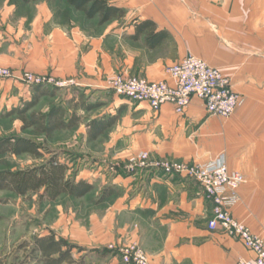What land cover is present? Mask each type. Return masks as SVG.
I'll return each instance as SVG.
<instances>
[{"label":"crops","instance_id":"crops-1","mask_svg":"<svg viewBox=\"0 0 264 264\" xmlns=\"http://www.w3.org/2000/svg\"><path fill=\"white\" fill-rule=\"evenodd\" d=\"M111 1L126 13L106 22L96 36L64 24L46 3L35 7L31 19L4 0L0 7V64L74 79L72 94L61 103L65 107L81 95L101 103L90 111L81 105L77 109L87 117L76 130L84 129L86 140L100 145V153L92 156L99 159L94 172L85 166L79 178L91 183L100 179L114 189L112 204L93 224L83 226L82 242L53 228L38 233L25 242L29 261L45 264L32 259L30 245L52 231L58 239L83 246L72 254L75 260L84 256L86 264H128L109 250L110 243L141 245L150 264H234L241 257L253 258L241 239L207 227L213 203L197 179L165 173L156 163H205L226 154L228 167L246 176L232 211L264 237V0ZM13 32L26 38L21 49ZM189 53L230 78L242 95L234 114H210L197 97L184 115L170 103L155 112L147 102L117 95L107 85L106 78L119 73L169 79L167 67ZM7 86L16 89L14 99L32 97L23 83L0 78V88ZM99 108L103 110L86 115ZM113 116L119 117L117 122L90 140L87 124ZM141 151L149 152L147 165L127 162Z\"/></svg>","mask_w":264,"mask_h":264},{"label":"rangeland","instance_id":"rangeland-1","mask_svg":"<svg viewBox=\"0 0 264 264\" xmlns=\"http://www.w3.org/2000/svg\"><path fill=\"white\" fill-rule=\"evenodd\" d=\"M4 1L14 5V8H17L19 14H25L29 19L34 16L36 6H39L40 3H46L64 24L71 25L72 27L77 25L87 32L88 35L90 33L96 36L108 25L107 23L99 25L97 18L92 20L90 18L87 19L84 13L73 9L66 0H38L30 1V3H26L23 0ZM2 3H4L3 0H0V7ZM12 35L15 44H20L21 49V43L26 38L20 35L17 36V33L14 32ZM2 50L3 44H0V51ZM7 53V55L14 57L13 53ZM0 65V67H7L17 74H21L24 71L37 73L33 70L26 69L25 66L15 67L8 62ZM47 74L52 76L51 73ZM7 79L19 81L13 78ZM47 85L49 87H55L51 83ZM15 91L16 89H8V86L6 88H0V137L20 135L31 137L43 146V156L39 158L29 154H20V156H17L8 153L1 155L0 171L34 169L37 166L49 163L52 157H55L63 163H68L70 167L68 173L76 179L81 176L80 172L84 171L85 166H88L87 169L90 172H94L95 163L99 159L92 156L100 153L97 149L100 146L99 143L86 140L85 131L81 128L78 130H59L49 137L31 128L23 129V120L17 114L12 113V110L19 107V105H23L28 100L23 96L14 99L12 95ZM72 92L73 86L57 87L54 96L47 95L42 97L39 101L40 103L33 110L48 113L53 107L66 101ZM109 94V92H105V95ZM105 95H101L100 98H104ZM102 110L103 108H99L90 113H86V115L92 116ZM134 158L136 157L127 160V162L130 161L132 163ZM108 178H110L109 173L107 174ZM94 183L96 188L86 196L74 198L65 194L51 201L41 200L39 197L40 193H29L20 196L8 189L0 190V264H37L29 261L25 242L32 239L38 233L47 232L52 230V228L60 233L66 234L69 232L67 234L71 241L82 242L84 239L83 226L88 227L93 224L98 219V215H101L113 202V195L107 199H103V192L106 187L100 179L94 181ZM113 245L120 249L126 246L140 247L147 255V252L141 245ZM120 258H122L121 255Z\"/></svg>","mask_w":264,"mask_h":264},{"label":"built area","instance_id":"built-area-1","mask_svg":"<svg viewBox=\"0 0 264 264\" xmlns=\"http://www.w3.org/2000/svg\"><path fill=\"white\" fill-rule=\"evenodd\" d=\"M169 79L149 80L139 76L113 74L106 78L107 85L117 95L126 96L132 101H144L157 112L165 103L174 106L177 114L184 115L195 97L202 100L210 114L229 117L236 112L242 102V95L235 91L230 78L218 67H214L194 53H189L181 61L167 67ZM0 77L21 81L26 87L51 83L55 87L74 86V79L55 77L24 71L15 73L7 67H0ZM149 152L141 151L132 164L147 165ZM165 173L184 174L201 183L207 198L212 200L211 216L207 227L221 230L224 234L241 239L254 254L253 258L241 257L234 264H264V237L254 233L249 225L238 219L232 211L241 197L239 188L246 181L240 170H231L226 154L205 163L189 164L184 161L165 159L156 163ZM109 250L118 251L128 264H149V258L139 247L118 248L111 244Z\"/></svg>","mask_w":264,"mask_h":264},{"label":"trees","instance_id":"trees-1","mask_svg":"<svg viewBox=\"0 0 264 264\" xmlns=\"http://www.w3.org/2000/svg\"><path fill=\"white\" fill-rule=\"evenodd\" d=\"M26 3L38 0H23ZM75 10L85 14L87 19H98L99 25L111 21L118 16H123L126 12L123 8L116 6L111 0H66ZM57 87L43 85H34L32 88V97L23 105L14 108L12 113L17 114L23 120V129H33L40 134L52 136L56 131L76 129L87 117L78 114L77 109L82 106L86 111L97 108L101 105L99 102H88L81 95L79 100L71 98L69 107L58 104L48 113L36 112L33 110L42 97L47 95L54 96ZM72 112L69 114L68 109ZM33 110V111H32ZM32 111V112H31ZM31 112V113H28ZM118 116H113L109 120L92 119L87 125L90 129L89 139L92 140L106 131L118 120ZM43 146L31 137L5 136L0 137V156L11 154L20 156V154H29L33 157H42ZM69 165L52 157L49 163L35 167L29 170H6L0 171V190H11L16 195H26L29 193H40L41 200H56L59 196L68 194L74 198H80L93 192L95 183L87 179H76L71 176ZM114 189L108 185L103 192V199L113 195ZM30 243H28L29 245ZM30 256L33 260H42L45 264H86L84 256L74 259L72 250L77 248L78 252L84 250L83 246L69 243L63 238H57L55 232L46 236H37L30 245ZM66 247V249H64ZM40 253L39 256L37 255Z\"/></svg>","mask_w":264,"mask_h":264}]
</instances>
